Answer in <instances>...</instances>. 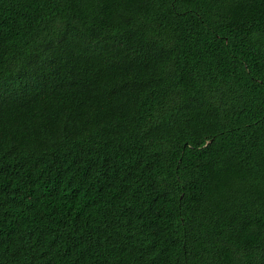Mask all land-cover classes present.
Listing matches in <instances>:
<instances>
[{
    "label": "trees",
    "instance_id": "obj_1",
    "mask_svg": "<svg viewBox=\"0 0 264 264\" xmlns=\"http://www.w3.org/2000/svg\"><path fill=\"white\" fill-rule=\"evenodd\" d=\"M0 264H264V0H0Z\"/></svg>",
    "mask_w": 264,
    "mask_h": 264
}]
</instances>
